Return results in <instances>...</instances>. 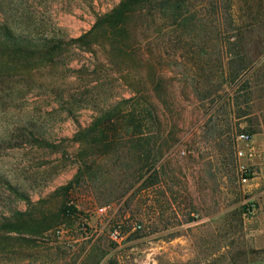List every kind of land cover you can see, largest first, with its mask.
Here are the masks:
<instances>
[{
	"label": "rangeland",
	"instance_id": "1",
	"mask_svg": "<svg viewBox=\"0 0 264 264\" xmlns=\"http://www.w3.org/2000/svg\"><path fill=\"white\" fill-rule=\"evenodd\" d=\"M118 2L0 0V23L35 39L76 37ZM258 5L264 6V0H231L236 24L245 25L249 8L255 11ZM209 8H200L212 37L207 46L210 55L201 58L218 71L227 52L219 45V13L213 4ZM240 28L248 67L235 82L220 85L217 72L212 85L202 82L194 87L187 74L199 70H188L180 59L176 66L166 65L167 97L159 110L163 135L173 133L175 140L159 141L161 182L145 189L143 180L152 169L139 178L135 157L126 153L102 158L90 180L72 182L77 147L72 138L79 124L90 123L95 112L90 106H78L69 115L59 103L91 77L89 72L69 76L66 67L33 68L22 58L13 60L14 70L0 71V135L5 128L29 122L58 145V151L29 143L9 148L0 138V175L30 198L29 203L16 199L0 184V212L47 209L56 216L66 202L77 208L72 219L61 212L57 223L41 234L8 233L0 264H264V30ZM66 57L71 58L68 65L78 69L90 56L69 49L60 61ZM99 79L109 95H127L129 89L116 75L104 73ZM242 84L245 89L240 91ZM229 94L243 95L240 107L247 115L233 119L231 114L234 128L223 125L227 132L217 134L210 119L216 113L221 116L220 105ZM246 131L256 154L247 161L251 179L243 183L235 152L240 145L236 136ZM250 204L253 213L243 210ZM100 205L109 208L99 212ZM117 225L123 235L120 243L109 238Z\"/></svg>",
	"mask_w": 264,
	"mask_h": 264
},
{
	"label": "trees",
	"instance_id": "2",
	"mask_svg": "<svg viewBox=\"0 0 264 264\" xmlns=\"http://www.w3.org/2000/svg\"><path fill=\"white\" fill-rule=\"evenodd\" d=\"M211 4L220 16L219 45L227 52L226 62L218 65V71H213L215 66L201 58L210 55L207 46L212 37L200 8L210 9ZM247 14L246 24L240 26L231 13V0H119L113 8L97 15L92 26L76 37L35 39L17 34L6 23H0V71L14 70L13 60L22 58L31 61L29 66L33 68L49 64L66 67L71 72L69 76L72 72H89L91 77L76 92L69 93L65 101L62 97L59 103L69 115H73L78 106H90L95 112L90 123L79 124L72 138L77 145L73 155L76 173L72 182L77 185L90 180L102 158L126 153L135 157L139 178L152 169V174L143 180L141 189H145L161 182L157 164L163 149L159 141L163 137L175 140L173 133L163 135L159 110V104H165L167 97L166 65L176 66L180 59L187 63L188 70H199L187 74L194 87L202 82L212 85L217 72L223 81L220 85L235 82L248 67L240 45V27L255 29L258 26L264 30V6L258 5L255 11L251 7ZM232 36L236 42L230 40ZM69 49L89 54L87 63L75 69L68 65L70 57L60 61ZM104 73L116 75L129 89L127 95L115 97L105 92L99 79ZM82 87L83 91L79 92ZM244 89L245 84H242L238 90ZM241 96L229 94L227 101L220 105L221 116L215 112V117L210 119L216 124L217 134L222 130L227 132L222 129L223 125L234 128L231 114L235 115L233 119L247 115L240 107L245 103L240 102ZM0 138L9 148L29 143L58 151V145L29 122L5 128ZM0 184L16 199L30 202L29 196L4 175H0ZM71 185L65 187L66 192ZM7 210L8 213L0 212V251L4 248L2 242L9 238L8 233L41 234L57 223L61 212L67 219L77 213V208L69 202L62 205L56 216L47 209L31 213L18 208Z\"/></svg>",
	"mask_w": 264,
	"mask_h": 264
},
{
	"label": "built area",
	"instance_id": "3",
	"mask_svg": "<svg viewBox=\"0 0 264 264\" xmlns=\"http://www.w3.org/2000/svg\"><path fill=\"white\" fill-rule=\"evenodd\" d=\"M236 142L240 143L236 147V157L238 159V175L240 181L243 183H248L251 179V169L247 161H250L254 158L256 152L255 148L252 146V135L246 132H241L236 136ZM108 205H100L98 207L99 212H106L108 210ZM245 211L253 213L254 207L252 204L245 206ZM140 227V225H137ZM262 233L264 235V227L262 228ZM109 238L116 242L120 243L123 239L120 225L113 227L109 231Z\"/></svg>",
	"mask_w": 264,
	"mask_h": 264
},
{
	"label": "crops",
	"instance_id": "4",
	"mask_svg": "<svg viewBox=\"0 0 264 264\" xmlns=\"http://www.w3.org/2000/svg\"><path fill=\"white\" fill-rule=\"evenodd\" d=\"M262 191L264 192V189Z\"/></svg>",
	"mask_w": 264,
	"mask_h": 264
}]
</instances>
